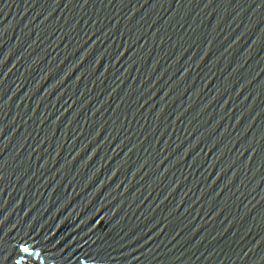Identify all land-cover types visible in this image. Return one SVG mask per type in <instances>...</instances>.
I'll return each instance as SVG.
<instances>
[{"label": "water", "instance_id": "95a60500", "mask_svg": "<svg viewBox=\"0 0 264 264\" xmlns=\"http://www.w3.org/2000/svg\"><path fill=\"white\" fill-rule=\"evenodd\" d=\"M0 264H264V0H0Z\"/></svg>", "mask_w": 264, "mask_h": 264}]
</instances>
